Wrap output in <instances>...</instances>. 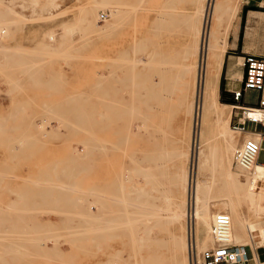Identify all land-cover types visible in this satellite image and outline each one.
I'll return each mask as SVG.
<instances>
[{"label":"rangeland","instance_id":"374dc122","mask_svg":"<svg viewBox=\"0 0 264 264\" xmlns=\"http://www.w3.org/2000/svg\"><path fill=\"white\" fill-rule=\"evenodd\" d=\"M171 1L177 20L192 16L194 6L190 0ZM167 3L117 0L114 5L122 16L115 26L111 25L114 15L110 16L114 8L108 0H0V14L5 13L0 21L10 24L5 31L0 23V249H11L8 255L6 250H0V264H140L139 256L132 254L128 229L124 228L127 220L122 219L125 203L142 207L135 192L141 184L131 172L142 166L143 151L155 148L153 135L159 134L150 128L147 138L142 129L137 133V128L142 123L139 118L144 109L143 85L149 74L145 67L167 44L160 20ZM202 7V0H195L193 16L197 23L201 21ZM187 42L191 50V33L187 34ZM120 54L122 64L118 65L114 61L120 60ZM192 63L190 55L187 65L191 68ZM235 70L242 72V59H237ZM174 73L171 71L170 75ZM154 79L158 80L156 76ZM185 81L191 83V75ZM99 83L101 88L97 90ZM183 94L177 91L172 98L182 99ZM255 102V94H245L241 103L234 106L253 108ZM111 103L114 109H110ZM234 106L229 129L236 135L237 149L245 139L254 137L233 129L238 119L235 114L242 112ZM181 119L184 121H180V126L185 129L186 117ZM164 126L168 128L167 124ZM247 129L263 131L250 123ZM208 130L203 144L208 154L216 156L214 167L201 180L208 186L212 180L210 172L215 173L212 190L206 196L213 216L210 231L205 228V238L198 246V259L190 234L185 253L189 264H202L201 253L214 245L213 217L224 208L226 199L220 178L225 174L226 161L233 164L234 151L226 140L215 133L212 124ZM187 134L189 147L193 135L190 122ZM176 142L174 138L172 148H176ZM101 145H105L103 152L98 150ZM260 147L257 161L264 164V141ZM173 184L170 174V197L174 196ZM95 201L107 214L93 224L87 215L97 214ZM259 204L264 207V198ZM136 206L126 207V211L137 213L140 209ZM240 209L246 213L244 205ZM83 219H87L86 223ZM110 219L119 227L116 225V232L106 237L103 229ZM147 222L150 225L151 221ZM184 223L185 218L182 228L174 231L182 238ZM132 225L140 229L138 222ZM158 236L165 245L170 242L165 228ZM157 251L170 261L164 264H175L173 243L169 250ZM17 253L19 256L14 258ZM258 254L264 261V248ZM11 258L17 263L6 262Z\"/></svg>","mask_w":264,"mask_h":264},{"label":"bare ground","instance_id":"6f19581e","mask_svg":"<svg viewBox=\"0 0 264 264\" xmlns=\"http://www.w3.org/2000/svg\"><path fill=\"white\" fill-rule=\"evenodd\" d=\"M108 1L111 3V8H114V10H111L110 14V16L114 15V22H112L111 25L116 26L119 18H121L120 16H122V11H119L114 5V2L117 0ZM190 1L195 8V0ZM167 2V6H164L166 7L164 17H160L161 19L158 18L164 23V26L162 25L163 27L161 26V28L167 34V44L165 50L158 52L156 59L155 55H153L145 67L150 75L147 73L148 75L145 76V83L143 85L144 98L142 99L144 109L142 112L140 111L142 115L140 114L141 119L139 118V122L142 120V123H140L141 125L137 128V133L140 134V130L142 129L147 138L150 128L155 129L156 133L159 134L158 137L153 135L155 143V148L153 150L149 148H147L146 151L142 150L144 152L140 161L142 166L135 167L132 171L133 173L131 172V174H133L132 178H137V182L141 184V187L136 189L135 192L138 193L142 207L139 208L134 204L125 203V218H120L123 221L125 219L127 220L125 221L127 226L124 224L126 226L124 228L128 229L126 230L130 236L128 233L127 234L131 239L132 250L134 251L130 252H132V254L134 253L135 258L137 255L139 256L138 261L140 264H164L165 261L167 263L170 262L167 258L164 259V256L162 257L159 255V251H157L159 249L161 252L166 249L169 250L170 243H173L175 250L173 254L175 256V264H189L185 253L186 250L189 249L188 243L190 234L194 240L197 258L198 246L201 240L205 238V228L210 231V220L213 216L212 213H209L206 196L212 190V182L215 179V173L210 172V174H212V180L208 186L205 184V181L201 180L202 175L206 174L205 172L207 170H212L214 167V157L216 156L215 153L208 154L203 144V138L206 136L210 124L214 127L215 133L226 140L230 150L234 152L236 150V135L227 127L228 119L225 117V114L222 113V108L230 110L231 107H222L218 101L219 74L225 49L222 44L216 41L215 33L217 28L221 25L224 0H202L203 7L200 11L201 21L198 23L193 16L194 8L192 16L187 20H177L172 14V1L167 0ZM1 14L5 13L2 12ZM92 15L93 14H91V16ZM95 15L96 14H94V16ZM2 17L4 16L2 15ZM2 17L0 18L1 20ZM0 23L3 24V26L1 24L3 29H6L10 25L6 23V20L5 22L0 21ZM188 33L193 35L194 43L193 46L190 47L191 50L187 42ZM190 55L193 56L191 68L187 65L188 56ZM118 62H120V65L122 64L121 54L120 60L114 61V63L119 65ZM118 68L120 67L118 66ZM119 71L121 73V70ZM171 71H175V73L170 75ZM189 75H191V83L190 81H185V77H189ZM154 76L158 78L157 81H155ZM131 79L133 80V77ZM96 86V89L100 90L101 83ZM187 86L190 88L189 92ZM177 91H183L184 94L182 95V99L177 98V100H174L172 97ZM179 95H181L180 92ZM103 103L106 102L103 101ZM111 106L110 109L113 108L112 103ZM242 113V119L256 121L264 120V112L260 110L249 109L242 111ZM181 114L183 116H181ZM181 117H186L185 129L180 126V121L183 120ZM175 120L176 122L174 123ZM172 121L173 123H170ZM188 122H190L191 132L193 129L192 140L190 139L189 147L187 141ZM164 124H167L168 128H166ZM153 129L151 131L154 133ZM174 138L179 142H176L178 143L176 148H172ZM254 138L257 140L258 136L254 135ZM125 140L126 139H124V141ZM97 144L99 145V143ZM99 146L98 150H102L105 145H101V148ZM93 147L92 149L94 150ZM103 149L105 150V147ZM132 161H134V159ZM170 174L173 175L174 181L173 197H170L169 194ZM223 176L220 178V181L223 184V190L225 192L223 198L226 199H224V208L220 209V211L230 216L231 243L235 245H251L252 248H254L252 238L254 241L264 242V239L260 238V232L264 229V207L259 204L260 200L264 198V166L255 165L252 176L249 177L235 168L233 164H228L226 161L225 174ZM133 188L135 189V187ZM121 190H123V188ZM232 195H234L235 200ZM94 197H96V195ZM220 198H222V196ZM120 200H123V198H120ZM94 204L98 212L97 214L89 213L87 219H90L93 224H96L100 217L107 214V211L100 210V205H98L97 201H95ZM138 205L140 206V203ZM241 205L245 206L246 213L240 209ZM129 206H136L140 210H138L137 213H134V211L127 212L126 207L128 208ZM183 218H185V223L183 225V229H185L184 238H182L183 235L181 236L174 232L182 228ZM87 219H83L85 223ZM113 219L106 221V226L103 229L104 234H107L106 237L108 234L111 235L110 233H112V231L116 232V227L119 225V223L115 220L113 221ZM162 219L163 223H161ZM148 220L151 221L150 225H148ZM136 222L140 224V229L132 225ZM163 225L170 239V242L169 240L166 241V245L162 238L158 236L164 229ZM169 226L172 228L170 229ZM96 230L98 231V229L95 228V231ZM78 233L80 232L77 231L76 234ZM172 233H174V235L170 236ZM80 234H82V232ZM112 237L113 236L110 238ZM30 240H33V238ZM34 242L36 243L37 241L34 240ZM22 245L23 244L20 246ZM30 246L32 247L33 245ZM33 248L35 249V247ZM161 248L163 249L161 250ZM4 250L8 252L6 255L11 251L8 247H4L1 251L4 252ZM18 253L17 256L15 254L16 257L14 256V258L19 256ZM23 253L25 254V252ZM13 254L14 252H11V256ZM26 254L27 256L29 255L28 253ZM31 255H33V253ZM34 255H36L35 252ZM3 257L7 258L6 260L9 259L8 256ZM20 258H18V260ZM13 259L11 258V261L9 260L6 262L13 263L17 260ZM1 262L2 261H0V263Z\"/></svg>","mask_w":264,"mask_h":264},{"label":"built area","instance_id":"2783aa9c","mask_svg":"<svg viewBox=\"0 0 264 264\" xmlns=\"http://www.w3.org/2000/svg\"><path fill=\"white\" fill-rule=\"evenodd\" d=\"M264 1V0H263ZM101 19L104 16L101 15ZM243 75L241 78V87L237 92H234V99L238 102L240 98H244L245 94L255 92L256 102L253 108L238 107L234 108L245 111L249 109L260 110L264 112V57L247 56L242 63ZM243 113L235 114L238 119L233 125V129L245 133L249 132L257 135L258 139L248 138L235 150L233 155V165L243 174L252 176L255 165L264 164L257 161L261 143L264 141V120L256 121L251 119H242ZM253 124L263 129L262 132L247 129V124ZM230 216L225 212L215 214L211 233L214 245L210 249H206L201 253L202 264H264L260 260L258 250L264 248V242L254 241L252 238L251 245H235L230 239ZM260 238L264 239V229L260 232Z\"/></svg>","mask_w":264,"mask_h":264},{"label":"crops","instance_id":"0c3cea01","mask_svg":"<svg viewBox=\"0 0 264 264\" xmlns=\"http://www.w3.org/2000/svg\"><path fill=\"white\" fill-rule=\"evenodd\" d=\"M225 2L226 0H224L223 3L221 25L217 28L215 33L216 41L222 44L225 49L219 74V85L220 80L223 78L224 90L228 93H234L240 89V81L243 75V70L242 72L235 70L237 59H242L243 63L244 58L247 56L264 57V12L261 10H251V8L264 9V1L228 0L227 4ZM244 8L247 10L245 11L242 29L241 16ZM241 34L242 37L240 38ZM236 52H239L240 55H236ZM236 77L238 80H235ZM249 94H255L257 96L255 92H250ZM219 96L220 90L218 94L219 103L222 107H231L230 110L222 108V113H224L225 117L228 119L227 127L230 128L233 106L220 102ZM244 134L254 137V135L249 132H245ZM212 135L213 134L210 136ZM237 141L239 145V138Z\"/></svg>","mask_w":264,"mask_h":264},{"label":"trees","instance_id":"16d2710c","mask_svg":"<svg viewBox=\"0 0 264 264\" xmlns=\"http://www.w3.org/2000/svg\"><path fill=\"white\" fill-rule=\"evenodd\" d=\"M247 9L244 8L242 11V29H243V19H244V15H245V11ZM251 10H261L264 12V9H258V8H251ZM241 29V30H242ZM242 32V31H241ZM242 37V34L240 35V38ZM236 55H240L239 52H236ZM219 90H220V102H222L223 104H231V105H236L237 103H241L242 98H240L238 100V102L234 99V94L233 93H228L224 90V80L223 78L220 80V85H219ZM224 96H226L227 98L225 99Z\"/></svg>","mask_w":264,"mask_h":264}]
</instances>
